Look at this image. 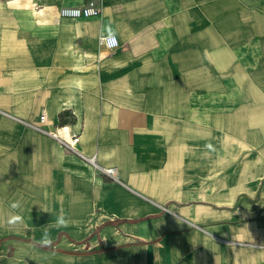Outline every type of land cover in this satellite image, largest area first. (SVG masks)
Masks as SVG:
<instances>
[{
    "label": "crops",
    "instance_id": "0c3cea01",
    "mask_svg": "<svg viewBox=\"0 0 264 264\" xmlns=\"http://www.w3.org/2000/svg\"><path fill=\"white\" fill-rule=\"evenodd\" d=\"M81 2L0 0V264H264V0Z\"/></svg>",
    "mask_w": 264,
    "mask_h": 264
},
{
    "label": "built area",
    "instance_id": "2783aa9c",
    "mask_svg": "<svg viewBox=\"0 0 264 264\" xmlns=\"http://www.w3.org/2000/svg\"><path fill=\"white\" fill-rule=\"evenodd\" d=\"M101 13V4H100V0H82V2L80 4L77 5H63L60 7L59 9V14L61 16H65V17H90V16H97ZM103 37V38H102ZM108 37V33L106 34H102L99 36V43L101 45L106 46L107 48H115L119 45V38L118 36L115 34V38H116V45L113 46L112 42L110 39L107 38ZM40 121L42 123H46L47 121V114L45 112H43L40 116ZM40 128H43L41 126H39ZM61 129H65L66 126L63 125L60 127ZM46 129V128H45ZM53 137L57 138L59 141H61L62 143H64L69 149H74L77 150L76 148V143L79 140V134L78 133H72L71 137L68 139L64 136H62L58 130L53 129H46ZM83 157L86 161L93 163V164H98L96 157L94 155L90 156V155H84ZM101 171L106 173L107 175H109L112 178H116V170L115 167L113 166H109V167H101Z\"/></svg>",
    "mask_w": 264,
    "mask_h": 264
},
{
    "label": "clouds",
    "instance_id": "9594fccd",
    "mask_svg": "<svg viewBox=\"0 0 264 264\" xmlns=\"http://www.w3.org/2000/svg\"><path fill=\"white\" fill-rule=\"evenodd\" d=\"M107 38L111 40L113 46L116 45L117 41H116V38H115V33L110 28L108 29V37ZM206 147L210 148L211 145H208ZM11 208L13 210H19V209L22 208V203L20 201H13L11 203ZM21 221H22V216L21 215L13 214V215L10 216V218L7 221V223L10 226H13V225L18 224ZM69 223H70L69 220H67L63 215L57 217L56 226H58V227H67L69 225ZM41 243L44 246H50L52 244V240H51L50 236L47 233L43 237Z\"/></svg>",
    "mask_w": 264,
    "mask_h": 264
}]
</instances>
